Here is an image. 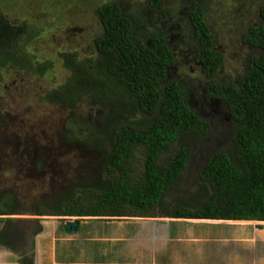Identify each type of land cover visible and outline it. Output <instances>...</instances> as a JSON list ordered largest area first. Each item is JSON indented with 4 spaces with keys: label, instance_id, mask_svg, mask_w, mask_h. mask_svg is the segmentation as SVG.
Wrapping results in <instances>:
<instances>
[{
    "label": "trees",
    "instance_id": "obj_1",
    "mask_svg": "<svg viewBox=\"0 0 264 264\" xmlns=\"http://www.w3.org/2000/svg\"><path fill=\"white\" fill-rule=\"evenodd\" d=\"M211 1L147 0L149 13L123 1L104 2L95 9L100 28L90 35L89 54L55 52L63 83L54 75V88L38 100L68 112L58 145L80 148L90 160L80 158V169L92 174L63 190L52 205L37 202L38 215L264 221V2L254 18L247 15L241 31L242 45L256 52L236 82H220L223 53L208 20ZM40 17L39 24L13 20L0 9V86L6 70L41 78L54 68V59L39 58L36 50L40 38L58 25L50 23L46 9ZM178 20L192 29L185 42L191 54L195 51L207 95L225 106L233 123L232 150L207 152L188 198L181 185L189 174L190 140L199 135L203 141L213 126L191 105L179 79L164 82L176 62L167 34ZM81 98L97 108L94 116L76 114ZM175 193L179 199L171 200ZM6 196L0 215H9L15 204L14 196ZM20 264L33 262L24 258Z\"/></svg>",
    "mask_w": 264,
    "mask_h": 264
},
{
    "label": "rangeland",
    "instance_id": "obj_2",
    "mask_svg": "<svg viewBox=\"0 0 264 264\" xmlns=\"http://www.w3.org/2000/svg\"><path fill=\"white\" fill-rule=\"evenodd\" d=\"M108 1L116 3L123 1V4L129 8L135 7L139 12L149 13L147 0H0V9L13 20L14 18L29 19L39 24L42 18L40 15L43 9H46L50 23L58 25L50 35L45 34L40 38L41 45L36 50L39 58L54 59L55 65L51 71L41 78L27 73L21 74L11 69L4 71L3 74L4 81L0 86V115L2 116L0 120V199L7 198L6 194L10 193L16 198L15 208L17 211L14 213L15 215H3L0 218L13 216H28V219L38 218L42 222L45 221L43 224L46 228L49 223H53L55 233L64 232V221L68 220V217L66 219L61 218L62 216L33 215V205L37 202L46 204L50 199L49 194L61 190L62 186L87 181L92 173L90 170L87 173L83 172L80 169V161L81 159H85L87 162L90 160L86 158L89 157L88 155L79 153L80 148L77 146L67 148L58 145L59 139L63 135L62 132L66 130L62 121L68 112L42 104L38 100L40 99L38 96L54 88L55 83L58 82V85L63 83L64 72L61 69V61L56 57V51L64 48L78 51L83 55L89 54L87 47L90 43V35L93 36L100 28L97 26L98 17L95 9L98 5ZM262 2L264 0H212L210 2L208 20L216 39L215 46L223 53V64L217 75L220 82L226 79L236 82L237 78L243 75L246 70L248 56L256 52L248 45H242L241 31L250 20L247 15L251 13V18H254L253 14L256 13L258 4ZM180 15L181 20H187V17L182 13ZM183 21H176L178 24H175L170 34H167L168 43L176 52L178 62L176 70L175 68L173 71L169 70L167 80L175 78L182 80V76L185 74L182 83L186 86L187 91L191 89L190 94L192 95L203 94L206 90L205 76L197 63L195 51L187 56L188 49L185 47L187 46L185 40L188 41L187 38L191 35L192 29ZM159 29L156 28V30ZM193 43L196 41L193 40ZM54 75L58 80L55 83ZM88 102L86 98L79 100L76 109L77 115L88 118L96 114L97 108L93 106V103ZM195 102L198 104V109L209 112L212 110L217 117L210 119L213 128L207 138L200 141L199 135H194L192 141L189 139L193 144V158L191 157L188 167L189 174H186L184 183L181 185L182 188L186 187V198L192 195L194 175L200 168L199 166L204 163L207 152L222 148L232 150L233 147L231 142L233 123L225 106L219 101L203 105H201V100L195 99ZM169 198L171 200L179 199V194L175 193L174 197ZM18 208L25 209L26 212L21 213ZM91 218L93 217L79 219V227L83 228L82 234L77 236L79 240H83L90 233L91 236L98 233L99 224L106 221L105 217ZM108 218L110 221L106 223L121 224L126 232H137L145 223L147 225L150 219H162L161 217L143 218L146 221H141L136 217ZM3 220L0 219V224L4 222ZM212 221L166 217L162 221V230L160 228V231L173 242L176 238L177 241L174 243H180V236L188 240L189 236L193 235L192 237L195 238L193 242L203 245L211 241L218 243V239L222 240V238L228 237V246L222 249L225 250L222 263L233 262L236 258L241 257V244L234 245L233 242L231 244V241L253 242L257 244L259 250L261 249L259 244L264 242L263 223L231 224ZM190 230L193 231L192 235L189 233ZM108 232L113 234L115 230L107 227L105 233L107 237H110ZM143 248L146 247L140 248L143 254L146 251L149 252ZM256 251L254 249L255 254H264V249L260 252L257 249ZM180 253L181 251H179V255ZM5 256L12 257L9 254Z\"/></svg>",
    "mask_w": 264,
    "mask_h": 264
},
{
    "label": "crops",
    "instance_id": "obj_3",
    "mask_svg": "<svg viewBox=\"0 0 264 264\" xmlns=\"http://www.w3.org/2000/svg\"><path fill=\"white\" fill-rule=\"evenodd\" d=\"M136 218L146 221L143 218ZM163 220L165 218L150 219L148 220L149 223L147 225L145 223L137 232H126L121 224L106 223L110 221L108 219L99 224L98 233H94V231V235L91 236L92 234L89 232L90 235L83 240H79L77 237L83 232L81 227L76 233H69L63 225L64 232L57 234L54 232L53 223H49L46 228L43 224L45 221L39 220L42 228L40 233L35 235L34 244L24 248L21 252L16 248L13 250L5 246L0 247V264H20V260L24 258L31 260L33 264H264V254L254 253V249L259 252L264 249V242L259 244L261 246L259 250L257 244L253 242L231 241V244L233 242L234 245L241 244V257L236 258L233 262L222 263V258L225 256V250L222 249L228 246V237L222 238V240L218 239V243L211 241L203 245L193 242L195 238L192 237L193 231L190 230L189 233L192 236H189L188 240L180 236V243H174L177 241L176 238L173 242L160 231ZM213 221H245L264 224V221L253 220ZM2 225L3 222L0 224V228L3 227ZM107 227L115 230L113 234L108 232L110 237H107L105 233ZM143 246L146 247L143 249H147L149 252L146 251L143 254L140 249ZM179 251H181L180 255ZM7 254L12 255V257L7 258L5 256ZM156 254L158 256H155ZM148 258L152 259L143 260Z\"/></svg>",
    "mask_w": 264,
    "mask_h": 264
},
{
    "label": "flooded vegetation",
    "instance_id": "obj_4",
    "mask_svg": "<svg viewBox=\"0 0 264 264\" xmlns=\"http://www.w3.org/2000/svg\"><path fill=\"white\" fill-rule=\"evenodd\" d=\"M186 44V43H185ZM187 45V44H186ZM187 47V46H185ZM188 49V48H187ZM172 51L173 54L175 55V64L173 66H169L167 69H171V71H173V69L175 68V70L177 69V57H176V52L174 51L173 47H172ZM190 51L188 49V55H190ZM198 63V62H197ZM202 70V69H201ZM179 80L182 82L183 80H181L179 78ZM189 92V99L191 102V105L198 111V113L203 116L204 118H206L210 124H211V118L213 117H217L212 110L209 111H203L201 109H198V104H196L195 99L196 100H201V105L203 104H208L210 102H214L213 99L211 97H209L206 93V90H204L203 94H199L196 93L194 95L190 94L191 93V89L188 90ZM194 100V101H193ZM85 179V178H84ZM71 184H68L66 186H62L61 190H58L55 193H50L49 194V202L46 203V205H52L54 199L58 198V195L60 193L63 192V190H65L66 188H68ZM54 194V196L52 197V195ZM15 202H16V198L14 197ZM18 210H20L21 213L26 212L25 209L22 208H18ZM17 209L15 208V204L13 206L12 212L8 215H15L14 213H16ZM33 215H38L37 211H38V206L37 203H35L33 205ZM28 216L22 217H7L5 219L9 220V224L5 225V219L3 220V225L4 227L0 228V231H2V233L4 234H0V241H2L5 245L10 246L11 248H16L19 252H21L24 248L30 247V245L34 244V237L35 235H37L38 233H40L41 231V226L39 224V220L38 218H27ZM7 227L8 228V232L4 231V228ZM6 228V229H7ZM27 259V258H26Z\"/></svg>",
    "mask_w": 264,
    "mask_h": 264
},
{
    "label": "water",
    "instance_id": "obj_5",
    "mask_svg": "<svg viewBox=\"0 0 264 264\" xmlns=\"http://www.w3.org/2000/svg\"><path fill=\"white\" fill-rule=\"evenodd\" d=\"M64 226H65V229L67 232L76 233L79 230V221H78V219H68L64 222ZM2 246L3 245H0V247H2Z\"/></svg>",
    "mask_w": 264,
    "mask_h": 264
},
{
    "label": "clouds",
    "instance_id": "obj_6",
    "mask_svg": "<svg viewBox=\"0 0 264 264\" xmlns=\"http://www.w3.org/2000/svg\"><path fill=\"white\" fill-rule=\"evenodd\" d=\"M169 70H171V69H167V75H166V80L164 81V82H166L167 81V79H168V77H169ZM213 101L215 102H218L219 100L218 99H213ZM219 103H220V101H219ZM229 115V114H228ZM1 216H3V215H0V217ZM38 216V215H37ZM39 216H41V215H39ZM49 216V215H48ZM56 216H60V215H56ZM66 217H68V219H78V221H79V223H80V220L79 219H81L82 217H75V216H62L61 218H66ZM7 218V217H6ZM84 218H86V217H84ZM88 218V217H87ZM99 218H101V217H93V218H91V219H99ZM106 218V220H108V219H110V218H108V217H105ZM139 218H143V217H139ZM0 219H5V218H0ZM36 219V218H35ZM67 219V218H66ZM66 221V220H65ZM64 221V222H65ZM253 221H255V220H253ZM40 226H42L41 224H40ZM42 228V227H41Z\"/></svg>",
    "mask_w": 264,
    "mask_h": 264
}]
</instances>
